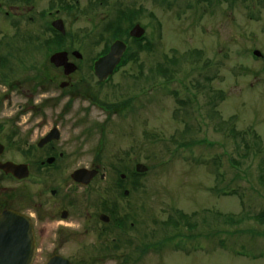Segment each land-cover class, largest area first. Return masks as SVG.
Returning a JSON list of instances; mask_svg holds the SVG:
<instances>
[{
  "label": "rangeland",
  "instance_id": "obj_1",
  "mask_svg": "<svg viewBox=\"0 0 264 264\" xmlns=\"http://www.w3.org/2000/svg\"><path fill=\"white\" fill-rule=\"evenodd\" d=\"M88 1L73 2V13L63 15L74 29L88 26L80 11ZM105 1L103 23L110 25L115 0ZM116 1L119 29L139 23L149 48L136 51L138 62L122 66L102 85L85 67L73 76L71 94L58 87L39 92L35 130L41 136L57 129L54 145L71 160L66 171L98 166L113 182L117 173L130 176L136 162L147 170L125 184L130 196L116 206L130 205L131 213L119 212L120 229L107 224L102 232L104 224L93 219L97 208L70 207L67 219L41 225L32 264H44L54 253L71 264H264V222L252 216L264 211V0ZM126 10L133 13L125 20ZM117 36L107 30L102 42L82 45L95 54ZM20 48L39 58L46 52L41 44ZM46 152L39 149V158ZM36 186L26 187L30 196ZM58 208L23 210L37 219ZM178 212L196 214L198 227L191 232L198 239L186 251H150L146 246L157 236L173 232Z\"/></svg>",
  "mask_w": 264,
  "mask_h": 264
},
{
  "label": "flooded vegetation",
  "instance_id": "obj_2",
  "mask_svg": "<svg viewBox=\"0 0 264 264\" xmlns=\"http://www.w3.org/2000/svg\"><path fill=\"white\" fill-rule=\"evenodd\" d=\"M73 2L76 3L79 0H0V165L10 162L25 166L27 171L26 176L19 178L25 169L20 168V171L14 175L0 167V215L10 210L28 216L34 232L36 251V239L42 231L39 230L41 225L67 219L70 207L97 208L93 219L94 223L104 224V227L100 228L102 232L107 224L115 230L121 228L119 212L131 213L130 205L119 208L116 204L118 201H126L129 198L130 188L125 187V184L128 179L134 178L132 175L118 174L119 180L110 182L107 174L99 171L98 166L76 167L66 171V164L71 160L66 161L64 153L58 151L54 145V142L60 138L57 129L51 127L41 136L36 134L35 128H38L41 110L38 101L39 92L44 94L58 87V89L69 88L68 92L64 91V93L71 94L70 89L75 85L73 76L79 75L87 67L95 77L93 74L95 61L108 52L109 46L115 40H121L126 44V52L114 73L119 67L138 62L132 58L136 51L148 49L150 45L149 34L143 28L144 33L140 38L135 39L129 36L131 28L139 23H130L126 28L119 29L120 7L116 0L111 2L110 25L103 23L101 9L103 0H89L88 5L80 8L88 26L74 29L70 26V21L63 16L75 10ZM105 2L107 3V0ZM126 12L127 10L123 14L125 20L130 19L133 13L126 15ZM107 30L120 36L112 39L106 49L101 48L92 54L91 46L83 47L82 44L86 41L93 45L102 42V35ZM39 44L46 48V52L40 58L37 53L24 52L20 48L26 46V49L32 51L33 45ZM128 50L131 54L126 59ZM56 53L64 54L63 63L65 61L68 66H56L52 62L51 58ZM59 61L62 60H57ZM69 67H73V70ZM111 77L103 82L96 80L97 84L102 85ZM79 80L83 81L84 77H80ZM15 98L18 99V103L14 102ZM125 110L114 109L111 112L117 114ZM102 111L105 112V109ZM39 149L47 151L41 158L38 156ZM16 151L21 154L19 159L11 154ZM98 152H101V149ZM26 157H28L27 160H21ZM69 159L74 158L69 157ZM93 168L97 173L85 185L72 178L74 172L79 169L94 170ZM100 183L103 184L102 188L95 187ZM32 184L39 188L35 197L30 196L26 189ZM29 198L34 202L32 205L27 204L30 201ZM23 207H30L33 210L37 208L34 212L36 214L39 207L59 208L56 214L49 216L43 213L34 219V215L30 213L31 210L25 211ZM130 225H133L132 221ZM54 233L57 236L60 235L59 227L54 230ZM111 239L116 240L115 237Z\"/></svg>",
  "mask_w": 264,
  "mask_h": 264
},
{
  "label": "water",
  "instance_id": "obj_3",
  "mask_svg": "<svg viewBox=\"0 0 264 264\" xmlns=\"http://www.w3.org/2000/svg\"><path fill=\"white\" fill-rule=\"evenodd\" d=\"M142 34V29L139 25H135L130 35L139 37ZM125 50V44L119 40L115 41L109 49V52L98 59L94 64V73L99 81L105 80L113 73L115 66L120 61V58ZM256 56H260L259 51H254ZM63 53H56L52 56V62L57 65L68 64L63 63ZM57 60H62L57 62ZM70 70H73V67ZM56 131V129H53ZM48 140V139H45ZM1 168L13 173L14 175L20 171V168L25 169V166L15 165L13 163H4L0 165ZM136 171L143 172L146 167L142 164H137ZM96 171H88L86 169H79L74 172L72 178L78 182L88 183ZM27 175L25 169L24 173L19 177ZM35 253L34 234L30 219L22 214L4 211L0 215V264H31ZM45 264H71L67 259L60 255H52Z\"/></svg>",
  "mask_w": 264,
  "mask_h": 264
},
{
  "label": "trees",
  "instance_id": "obj_4",
  "mask_svg": "<svg viewBox=\"0 0 264 264\" xmlns=\"http://www.w3.org/2000/svg\"><path fill=\"white\" fill-rule=\"evenodd\" d=\"M168 80H171L168 79ZM197 110V109H196ZM197 114V113H196ZM236 134L239 135V136H244L247 134V131H236ZM250 134L251 136L255 135L252 133V131H250ZM233 135V138L236 136L234 133H232ZM195 143V142H193ZM192 145V144H191ZM235 148H239V146L235 147ZM260 171L262 172L263 169L261 168ZM132 175H135V173H132ZM260 181H261V184H264V174H261V177H260ZM195 213L191 214V215H186L184 214L183 212H178V213H175V216L173 221L171 222V226L170 228L173 229V232L171 233L170 231L168 230H165L161 236H157L158 240L152 242L150 244L152 250H156L158 253L162 252L164 248L168 247V246H172L173 249L175 250H182V251H186V247L191 245V240L193 239V241L195 239H198V237L200 236L199 234H195V233H192L191 230H194L195 228H197V221L195 218ZM256 220H259L261 222H264V211H261L257 214H254L252 215ZM171 217V216H169ZM228 220L230 218V220L232 221L233 220V215H227L226 217ZM168 220L167 219V223H168ZM241 219H237L236 221H240ZM190 243V244H188ZM146 246V245H145ZM146 249L148 248H144L142 249V255L144 254L145 255V251ZM145 250V251H144Z\"/></svg>",
  "mask_w": 264,
  "mask_h": 264
}]
</instances>
